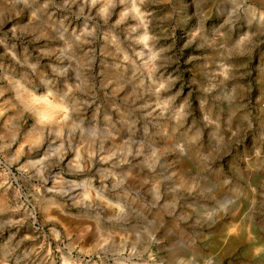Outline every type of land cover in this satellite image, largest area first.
Instances as JSON below:
<instances>
[{
	"label": "rangeland",
	"instance_id": "rangeland-1",
	"mask_svg": "<svg viewBox=\"0 0 264 264\" xmlns=\"http://www.w3.org/2000/svg\"><path fill=\"white\" fill-rule=\"evenodd\" d=\"M0 264H264V0H0Z\"/></svg>",
	"mask_w": 264,
	"mask_h": 264
}]
</instances>
